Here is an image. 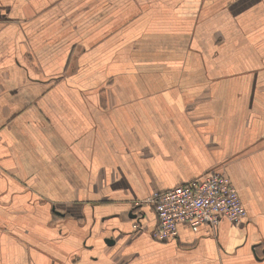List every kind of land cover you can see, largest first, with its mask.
Returning <instances> with one entry per match:
<instances>
[{"label":"crops","instance_id":"1","mask_svg":"<svg viewBox=\"0 0 264 264\" xmlns=\"http://www.w3.org/2000/svg\"><path fill=\"white\" fill-rule=\"evenodd\" d=\"M211 172L244 222L155 240ZM0 264H264V0H0Z\"/></svg>","mask_w":264,"mask_h":264},{"label":"built area","instance_id":"2","mask_svg":"<svg viewBox=\"0 0 264 264\" xmlns=\"http://www.w3.org/2000/svg\"><path fill=\"white\" fill-rule=\"evenodd\" d=\"M143 203L153 206L158 215V225L151 234L161 242L178 238L181 224H188L197 231L204 224L215 227L223 219L242 224L247 217V210L231 180L216 172L204 174L183 186L154 191L136 206ZM140 220L138 218L134 225L138 231L144 227Z\"/></svg>","mask_w":264,"mask_h":264},{"label":"water","instance_id":"3","mask_svg":"<svg viewBox=\"0 0 264 264\" xmlns=\"http://www.w3.org/2000/svg\"><path fill=\"white\" fill-rule=\"evenodd\" d=\"M107 243L112 244L113 240H111L110 238L106 240Z\"/></svg>","mask_w":264,"mask_h":264}]
</instances>
